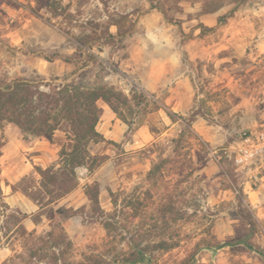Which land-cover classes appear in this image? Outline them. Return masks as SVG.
<instances>
[{
  "label": "rangeland",
  "instance_id": "obj_1",
  "mask_svg": "<svg viewBox=\"0 0 264 264\" xmlns=\"http://www.w3.org/2000/svg\"><path fill=\"white\" fill-rule=\"evenodd\" d=\"M74 73L109 91L98 137L0 126V158L11 129L52 143L30 197L78 189L30 231L0 161V264H264V0H0V82Z\"/></svg>",
  "mask_w": 264,
  "mask_h": 264
},
{
  "label": "trees",
  "instance_id": "obj_2",
  "mask_svg": "<svg viewBox=\"0 0 264 264\" xmlns=\"http://www.w3.org/2000/svg\"><path fill=\"white\" fill-rule=\"evenodd\" d=\"M80 76L81 74L74 73L47 80L45 85L49 86L48 91L33 89V83L28 81L0 82V126L4 122H11L17 125L24 135L51 139L60 122L66 121L79 143L98 137L97 101L109 100V91L103 87H92L83 83ZM74 152L69 156L71 164L85 161L83 156ZM28 251L31 256H36L38 253V249L32 246ZM18 257L23 256L20 254ZM143 259L144 256L114 257L104 261L103 264H135ZM49 264L86 263H75L64 259L61 263L51 260Z\"/></svg>",
  "mask_w": 264,
  "mask_h": 264
},
{
  "label": "crops",
  "instance_id": "obj_3",
  "mask_svg": "<svg viewBox=\"0 0 264 264\" xmlns=\"http://www.w3.org/2000/svg\"><path fill=\"white\" fill-rule=\"evenodd\" d=\"M4 144L1 154V175L5 180V191L7 203L15 209H19L25 214L22 223L25 227L33 231L38 228L34 217L41 214L50 205L61 204L62 201L70 199L71 194H78L77 188L73 191L61 196L48 203L42 202L40 199H34L29 196L28 192L17 184L31 175L36 176L37 185L35 189L41 188L46 193L44 186L41 184L42 174L39 171V166L42 169H47L51 165L52 156L54 157V148L52 143L47 140H39L31 146H26L21 140L19 134L14 130L5 132ZM38 167V168H37ZM32 190V188L30 189ZM47 199H49V194ZM61 202V203H60ZM45 221V218H43Z\"/></svg>",
  "mask_w": 264,
  "mask_h": 264
},
{
  "label": "built area",
  "instance_id": "obj_4",
  "mask_svg": "<svg viewBox=\"0 0 264 264\" xmlns=\"http://www.w3.org/2000/svg\"><path fill=\"white\" fill-rule=\"evenodd\" d=\"M237 160L238 161H241L242 160V158H237ZM79 172H80V177L81 178H83V177H85V176H87V174H88V169L86 168V167H81V168H79Z\"/></svg>",
  "mask_w": 264,
  "mask_h": 264
}]
</instances>
